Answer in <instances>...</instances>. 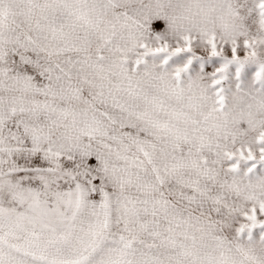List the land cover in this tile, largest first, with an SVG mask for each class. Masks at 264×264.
Listing matches in <instances>:
<instances>
[{
	"label": "snow or ice",
	"instance_id": "1",
	"mask_svg": "<svg viewBox=\"0 0 264 264\" xmlns=\"http://www.w3.org/2000/svg\"><path fill=\"white\" fill-rule=\"evenodd\" d=\"M0 264H264V0H0Z\"/></svg>",
	"mask_w": 264,
	"mask_h": 264
}]
</instances>
